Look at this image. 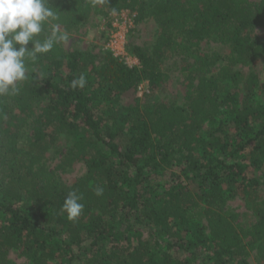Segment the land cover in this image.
<instances>
[{
  "label": "trees",
  "instance_id": "trees-1",
  "mask_svg": "<svg viewBox=\"0 0 264 264\" xmlns=\"http://www.w3.org/2000/svg\"><path fill=\"white\" fill-rule=\"evenodd\" d=\"M71 32L96 12L128 10L157 24L142 69L67 51L59 42L35 62L15 95L0 96V264L18 250L31 264H264V77L244 74L264 59V41L245 34L259 19L250 0H47ZM214 38L229 51H202ZM183 68L185 101L123 105L144 74L149 90L167 79L168 56ZM80 75L83 88L70 82ZM204 126H208L205 129ZM64 135L61 181L48 151ZM98 190H102L98 194ZM70 192L81 214L62 211ZM239 197L255 219L241 223ZM204 221V223L202 222ZM206 230V232H205Z\"/></svg>",
  "mask_w": 264,
  "mask_h": 264
},
{
  "label": "rangeland",
  "instance_id": "rangeland-1",
  "mask_svg": "<svg viewBox=\"0 0 264 264\" xmlns=\"http://www.w3.org/2000/svg\"><path fill=\"white\" fill-rule=\"evenodd\" d=\"M253 3L254 8L257 10L259 19L258 22L251 28L245 31L246 35L250 37H256L264 41V0H250ZM121 12L128 13L124 18L120 17ZM121 12H108L100 13L96 12L92 14L85 22L76 26L71 32L62 31L67 35V39L60 41L63 47L67 51L80 49L90 52L95 55L96 62L102 64L107 61L109 57H113L119 61H122L127 66H137L140 70L142 65L133 52L138 47L143 52H149L153 45L157 35V24L155 21L147 17L139 22H133V14L130 11ZM124 19L131 20L132 25L128 30L126 39V52L125 58L114 57L105 47L107 38L112 29V23L122 22ZM52 29H50L51 32ZM202 51H216L220 53H226L229 51V46L223 44L214 38L205 39L200 44ZM190 60L184 61L181 56H168L163 60L162 69L167 74V79L161 83L158 89L155 91L149 90L148 83L144 74L140 75V79L135 84V87L122 93L120 95V103L123 105L138 106L143 108L144 106L154 105L157 103L165 104H182L185 101V75L184 67ZM239 70L248 74L254 72L258 75L259 79L264 77V59L258 61L251 67H238ZM208 129V126H204ZM70 146V141L61 135L51 146L48 151V164L51 168L56 170L58 177L61 181L66 183H72L78 176L82 175L86 166L82 162H76L73 166L60 170L57 166L60 164L62 154ZM261 176L264 175V166L258 172ZM260 194H264V186L261 184L259 187ZM232 210L239 215V221L241 223H249L254 221V217L246 211L243 202L239 197H236L232 201L228 202ZM204 223V221H202ZM206 232V230H205ZM10 259L14 264H31V261L20 254L18 250H10ZM249 264H259L255 259V251L250 252L247 257Z\"/></svg>",
  "mask_w": 264,
  "mask_h": 264
},
{
  "label": "clouds",
  "instance_id": "clouds-1",
  "mask_svg": "<svg viewBox=\"0 0 264 264\" xmlns=\"http://www.w3.org/2000/svg\"><path fill=\"white\" fill-rule=\"evenodd\" d=\"M57 19L47 0H0V96L17 94L18 83L27 78L28 63L67 39L55 25L50 34L45 33V25ZM86 83V78L80 75L70 86L83 88ZM79 199L75 192H70L64 201L62 211L69 220H75L82 212Z\"/></svg>",
  "mask_w": 264,
  "mask_h": 264
},
{
  "label": "built area",
  "instance_id": "built-area-1",
  "mask_svg": "<svg viewBox=\"0 0 264 264\" xmlns=\"http://www.w3.org/2000/svg\"><path fill=\"white\" fill-rule=\"evenodd\" d=\"M123 11H128V10H123ZM125 15H128V13L121 12L119 14V16L120 17L122 16V18H124ZM134 17L135 14H133V18ZM133 22H131V20L124 19L122 22L115 21L114 23H112V29L107 38L105 47L114 57H122V58L126 57L127 33Z\"/></svg>",
  "mask_w": 264,
  "mask_h": 264
}]
</instances>
